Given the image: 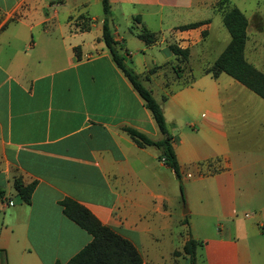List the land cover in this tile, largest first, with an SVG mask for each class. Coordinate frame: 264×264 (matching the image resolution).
I'll use <instances>...</instances> for the list:
<instances>
[{
	"label": "crops",
	"instance_id": "0c3cea01",
	"mask_svg": "<svg viewBox=\"0 0 264 264\" xmlns=\"http://www.w3.org/2000/svg\"><path fill=\"white\" fill-rule=\"evenodd\" d=\"M109 2L119 51L162 92L179 178L122 129L162 138L101 39L100 0H0V264L65 263L91 240L62 212L64 198L127 238L141 264H181L189 238L196 264H264V98L206 72L231 38L223 13L236 7L244 59L264 74V0ZM143 28L154 41L137 36ZM14 175L35 181L29 202L15 196Z\"/></svg>",
	"mask_w": 264,
	"mask_h": 264
},
{
	"label": "trees",
	"instance_id": "16d2710c",
	"mask_svg": "<svg viewBox=\"0 0 264 264\" xmlns=\"http://www.w3.org/2000/svg\"><path fill=\"white\" fill-rule=\"evenodd\" d=\"M100 2L104 15L101 39L116 66L122 71L143 100L144 106L149 110L158 130L162 134V138L154 140L129 126H123L122 129L138 146H154L158 148V158H163V163L179 178L172 137L168 131L161 105L154 98L151 91L144 86L139 74L126 61L124 54L119 51L117 41L113 38L112 29L108 22L109 0H100ZM223 24L230 33V41L213 64L206 69V72H210L213 76L218 75L220 72H225L264 98V74L247 63L243 56L246 37L245 16L236 7L226 8L223 13ZM76 25L79 30H87L90 27V20L88 18L85 19L84 16H79ZM194 25L195 23H189L181 25L179 28L183 29ZM137 36L146 44L155 39V34L145 28L141 29ZM168 47L182 59L187 57L186 49H181L174 43L169 44ZM74 50L76 52L77 48ZM156 68L157 66L152 67L150 71H154ZM12 187L18 200L29 202L35 187V181L24 183L19 175H14L12 177ZM179 188L181 197L184 199L181 184ZM60 205L64 215L86 230L91 235V240L65 263L55 262L54 264H141L142 258L135 246L127 238L121 236L109 226L102 224L86 207L71 198L62 199ZM196 245L197 242L192 238H189L183 245V252L188 255L190 264H196Z\"/></svg>",
	"mask_w": 264,
	"mask_h": 264
},
{
	"label": "rangeland",
	"instance_id": "374dc122",
	"mask_svg": "<svg viewBox=\"0 0 264 264\" xmlns=\"http://www.w3.org/2000/svg\"><path fill=\"white\" fill-rule=\"evenodd\" d=\"M99 10H100V13H102L103 11H102V9H101V5H100V3H99ZM98 10V9H97ZM132 24L135 26V25H137L138 26V24H137V22L134 20L133 22H132ZM132 40H136V39H132ZM134 47V46H133ZM131 54L132 53H136V55L137 56H139V57H143V53H142V50H138V49H134V48H131ZM144 51L145 52H147V49H144ZM125 56H126V58H128L129 59V54H127V53H125L124 54ZM151 88L153 89V95H154V97L157 99V100H160V94L162 93L160 90H158L155 86H151ZM174 181V184H171V187H172V189H177V181H175V180H173ZM178 185H179V183H178ZM187 187L186 186V184L184 185V184H181V187L183 188V187ZM184 196V195H183ZM177 202L175 203V206H176V210L177 211H180V212H182V211H185V210H187V208H188V202L185 200V196H184V199H182V197H181V195H179L178 196V198H177ZM188 258V255L187 254H183L182 255V257L179 259V261H180V263L181 264H184V262H186V259Z\"/></svg>",
	"mask_w": 264,
	"mask_h": 264
},
{
	"label": "built area",
	"instance_id": "2783aa9c",
	"mask_svg": "<svg viewBox=\"0 0 264 264\" xmlns=\"http://www.w3.org/2000/svg\"><path fill=\"white\" fill-rule=\"evenodd\" d=\"M160 161L163 163V162H164V159H163V158H161V159H160Z\"/></svg>",
	"mask_w": 264,
	"mask_h": 264
}]
</instances>
